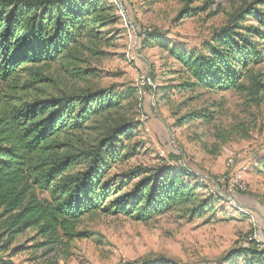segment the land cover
I'll return each mask as SVG.
<instances>
[{
    "label": "rangeland",
    "instance_id": "1",
    "mask_svg": "<svg viewBox=\"0 0 264 264\" xmlns=\"http://www.w3.org/2000/svg\"><path fill=\"white\" fill-rule=\"evenodd\" d=\"M101 1L107 7L102 22L89 21L83 46L52 64V81L38 85L36 91L44 98L98 90L121 96V107L105 116L91 115L81 136L83 143L93 145L115 125H131L126 156L109 172L118 191H112V199L104 200L100 210L80 222L83 238L38 247L45 240L33 230L13 241L5 237L0 239V261L138 264L165 259L173 264H249L245 256L226 259L252 240L264 249V174L258 171L264 159V91L253 90L254 81L264 83V62L248 68L239 90L197 89L170 93L164 100L162 92L153 95L152 87L181 83L167 46L169 50L201 49L215 31L230 24L236 11L257 0H195L188 8L185 0ZM242 21L258 25L249 16ZM151 36L161 37L163 45L152 42ZM204 110L213 120L178 124L182 116ZM181 164L210 183L184 176L177 170ZM137 168L180 173L195 190L193 201L147 217L131 208H115L113 201H128L143 180L141 174L126 177Z\"/></svg>",
    "mask_w": 264,
    "mask_h": 264
},
{
    "label": "trees",
    "instance_id": "2",
    "mask_svg": "<svg viewBox=\"0 0 264 264\" xmlns=\"http://www.w3.org/2000/svg\"><path fill=\"white\" fill-rule=\"evenodd\" d=\"M193 1L185 0V7ZM255 5L264 7V0L236 11L230 24L215 31L201 49L169 50L167 46L168 59L177 64L181 83L153 86V95L162 92L168 100L170 93L241 89L248 68L264 62V10ZM106 10L101 0H0V239L13 241L31 230L45 240L38 247L83 238L78 231L80 222L118 191L109 172L126 156L125 141H132L131 125H115L93 145L83 143L81 136L89 117L118 110L121 96L98 90L44 98L36 91L38 85L52 81V64L83 46L89 21L102 22ZM248 16L256 19V27L242 21ZM150 38L163 45L161 37ZM150 78L155 85L156 78ZM253 90L263 92L264 83L254 81ZM182 111L180 107L178 112ZM199 120L210 122L213 115L205 110L191 112L178 119V124ZM178 167L184 176L210 183L189 167ZM258 171L264 174V159ZM180 173L142 168L128 171L126 177L141 174L143 180L133 188L128 201L115 199L114 207L131 208L147 217L173 204H190L195 190ZM260 244L252 240L226 260L245 256L249 264H264ZM138 264L173 263L163 259Z\"/></svg>",
    "mask_w": 264,
    "mask_h": 264
},
{
    "label": "built area",
    "instance_id": "3",
    "mask_svg": "<svg viewBox=\"0 0 264 264\" xmlns=\"http://www.w3.org/2000/svg\"><path fill=\"white\" fill-rule=\"evenodd\" d=\"M144 86L147 84V82H143ZM248 242V241H247ZM247 242L245 244H247Z\"/></svg>",
    "mask_w": 264,
    "mask_h": 264
}]
</instances>
